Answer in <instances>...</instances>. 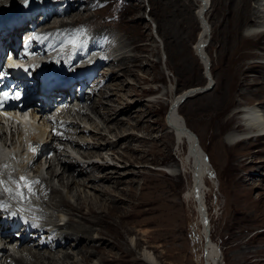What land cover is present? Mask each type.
<instances>
[{
    "label": "rangeland",
    "instance_id": "374dc122",
    "mask_svg": "<svg viewBox=\"0 0 264 264\" xmlns=\"http://www.w3.org/2000/svg\"><path fill=\"white\" fill-rule=\"evenodd\" d=\"M21 1L23 0H19L12 6ZM38 1L40 0H24L29 4L35 2L37 4ZM225 1L207 0L205 3L204 0H102L81 14L78 25H71L73 32L70 38L68 37L65 42L58 40V44L49 51L69 48L73 52L69 58L83 54L82 51L84 55L88 52L86 60H90L93 64L92 61H95L94 57L97 56L100 63V60H104L102 53L114 41L116 50L118 48L114 57L136 54L137 52L133 49L136 45L144 58L141 68L131 66L135 70V76L121 77L128 82L126 89L129 90L130 96L125 95L123 91L118 93L122 94L125 101L139 103L137 110H140L135 114L138 116L130 121V124L134 126L128 130L139 139L143 136H151L157 141L155 143L134 141L132 144L139 151L134 154L133 150L125 151L121 147L116 149L118 155H126L124 157H127L129 161L133 160L131 156H134L135 159L130 168L138 174L134 176L129 174L130 171H126L122 175L129 174L130 177L133 176L131 179H134L132 187L122 186L125 195L132 203L124 206L131 214L130 217L120 218L121 220L115 217L114 220V217L108 218L109 215L106 219L110 223L102 222L103 224L101 223L99 227L109 235L106 236L108 240L113 241L112 235H119L116 239L123 249H114L112 255H115V258L110 262L146 264L141 254L142 251H149L154 257L152 264H218L217 254L206 242V235L212 245L219 250V264H264V137L251 138L232 146H228L224 141L226 133L230 130L237 131L244 128L241 120L244 112L240 111H245L246 105L259 104L264 109V92L259 94L256 92V88L263 87L264 84L252 85L249 88L241 86L242 82L264 78L262 73L264 71V26L254 18L255 12L263 16L264 0L253 3L254 8L257 9L255 8L256 11H254L252 8L249 19L243 24L229 16ZM60 2L61 0L57 1V3ZM61 19L67 22L72 21L70 16H62ZM259 20L263 22L264 18ZM35 21L43 24L41 17ZM206 21L208 25L202 47L201 37ZM26 26L28 23L23 25L25 31L28 29ZM106 31L115 38H106ZM47 32L49 34V31ZM259 33L262 34L256 35ZM22 35L23 33L12 35V39L17 36L20 40ZM89 40H92V43ZM81 57L83 56L80 55V60L74 61L75 64L80 62L77 66L86 61ZM204 65L205 67L208 65L212 87L208 91L191 93L182 101L185 93L202 88L201 86L209 80L208 70L204 73ZM235 68H239V71ZM99 69L97 68V71ZM230 71L237 73L239 80L236 82V91L233 90L235 102L228 105L227 97L225 99L224 96L228 93V85L233 87L229 78ZM88 87L90 89L87 88V92L82 93L90 94L91 97L95 93L96 102L100 100L99 103L105 107L119 106L116 101H108L113 97L112 89L102 87L103 90L100 93L98 87H91V85ZM240 90L245 94H238ZM79 92L80 90L77 89L76 94H80ZM74 94L72 90V95L77 97ZM101 95L102 98H100ZM102 110L104 109L101 108ZM88 112L91 121L85 119L79 124L91 129L92 132V121L100 126L102 123L98 113ZM53 117L57 118V116ZM137 117H144L145 125L158 128L148 135L144 130L139 129L142 122L138 125L134 121ZM182 126L186 127L192 141L181 132ZM62 128L65 129L66 125ZM55 129H57L56 124ZM67 129L71 132L74 130L72 127ZM101 131L104 134L108 133ZM160 135H166L168 138L165 140L173 144L172 148L175 147L172 150L173 159H162V141L158 139ZM107 136L109 139L113 138L109 133ZM58 138L66 139L64 136ZM57 139L51 140L50 146L61 151L64 145L59 144L62 141ZM50 146L45 153L53 159L54 151H51ZM194 146H196V160L203 169L201 173L193 162ZM67 150L73 156V160L81 165L92 163V158L86 159L81 156L82 150L79 153L76 151L73 153L69 144H67ZM111 152L104 149L102 152L106 158L104 161L110 162L112 167L117 166L120 170H125L123 167H127L128 162L124 161L122 165L115 158L112 159L109 154ZM43 157L39 159L40 162ZM253 161L257 162L251 163ZM21 165L22 163L19 164L18 171L14 169L16 170L14 173L20 172ZM34 168L36 169V165L32 168V171L36 172ZM54 169L57 174L61 171L59 165ZM47 171V169L41 171L43 178L58 188L63 195L66 193L68 201L73 203L74 198L70 196L68 189L61 187L57 178L49 180L46 177ZM74 172L77 176L78 173ZM95 174L98 175L101 172ZM199 177L200 181H198ZM38 180L41 182L42 179L38 178ZM4 181L3 179L0 189L15 190L14 188H17V185L13 186L14 188L9 187L11 181L7 183ZM107 182L105 184L109 183ZM83 189L89 194L93 192L87 187H81L79 191ZM6 192L10 195L8 191ZM197 193H199L202 214L198 211ZM11 196L16 205L20 204L28 211L31 210L35 217L28 216L31 220L39 217L43 219L45 217L47 220L50 217L55 224L63 225L70 220L69 217H72L65 213L67 207H62L61 211H58L59 209L43 206L39 203L43 197L39 193L27 199V201L34 200L36 207L30 205L31 201L24 200L23 203L13 195ZM52 198L54 201L58 197L52 196ZM8 208L12 209L11 206ZM39 213L40 216H37ZM73 217L75 219V216ZM6 221L7 226L11 227L12 224H8V219ZM124 224L127 229L123 227ZM45 226L51 227L48 224ZM128 229L132 232L128 233ZM32 236L36 237L34 233ZM6 248L8 252H11V246ZM124 249L128 252H122ZM107 255L111 258V252ZM77 259L82 263L80 256ZM94 259L91 264H100L99 260Z\"/></svg>",
    "mask_w": 264,
    "mask_h": 264
},
{
    "label": "bare ground",
    "instance_id": "6f19581e",
    "mask_svg": "<svg viewBox=\"0 0 264 264\" xmlns=\"http://www.w3.org/2000/svg\"><path fill=\"white\" fill-rule=\"evenodd\" d=\"M18 1L19 0H0V10L4 11L7 7L14 5ZM63 1H64L63 4L56 5L55 7H53L51 11L48 5L49 4L48 0L38 1L39 3L37 4L44 6L45 7L44 10L46 11V14L42 19L43 24H40V21H35L33 28L26 26V28L28 27V29H26L27 31H25L23 25H21L22 27H19L13 33H6L4 35L0 31V36H1L0 43L2 44V46L0 47V53L3 54L6 50L11 49L13 47H15L14 50L16 51V53H19L20 48L26 47L32 53L46 54L47 52L51 51V49L54 48L56 44H58V40H60V42H65L68 37L70 38V35L73 32L71 25L77 24L78 19L81 17V14H83L90 7L91 8L94 7L95 5H97L98 2L102 0H87L86 2H83L82 0H63ZM204 1L205 3H207V0ZM257 1L259 0H234V1L226 0L225 6L229 16L231 15L238 22L240 21L241 24H243L244 22H246V20L249 19V13L251 12L252 8L253 10L256 8V7L254 8L253 3H256ZM37 4L36 2L33 3V5H37ZM254 15H255L254 16L255 21L263 23L264 26V21L262 22V20L261 21L259 20L261 18H264V14L262 16L259 15V13L255 12ZM62 16H70L72 21L69 22L65 20L63 21L61 19ZM39 17H42V15L39 14L38 16H35V19ZM205 23H206L205 30L201 37V42L203 44L202 47L204 46L205 43V31L208 25L207 21ZM47 31H49V34ZM98 32L101 31L98 30ZM19 33L21 34L23 33L20 40L19 38H17V36H15V38L12 39V35H18ZM105 34H106V38L109 37L111 39L115 38L108 31H106ZM261 34L262 33L256 35L260 36ZM91 41L89 40V42ZM12 42H15V44H11L12 45L11 46L10 43ZM111 43L112 44L110 45V47L106 49L104 53H102V59L104 60H100L101 61L100 63L99 60H97L98 58H96L97 56L95 57L93 56L95 59V61L94 60L92 61L93 65L98 63L96 64V66L100 68L95 75H93L90 72L91 68L89 66L86 67L85 71L87 73V79L83 84L84 89L82 90V92H84L85 89L87 88L90 89L88 85H91V87H95V88L98 87L97 89L98 90L100 89L99 90L100 93L101 90H103L101 89L102 87H106L110 90L112 89L114 98L112 97V99H109L108 101L110 102L116 101L119 104V106L105 107L103 104L99 103L100 100L96 102L97 99L95 98L96 96L95 93L92 97L90 94H85V93H83V95L76 94V90L79 89V83L73 84L69 89L66 90L65 87H62L59 90L58 92L59 94L57 95V97L53 96L51 103L45 106L41 112H38V115L40 116L38 118L39 125L36 126V129H38V134L37 132L33 133L34 135L30 137L31 139H33L35 143L39 138V141H41V143L43 144L44 150H46L51 145L52 142L51 140L55 138L57 139L60 136L66 137V139H59V138L57 139L59 141H62L59 142V144L61 143L64 145L61 151L57 150L56 147L54 146L53 147L50 146V148L52 149L51 151H54L53 159L44 156L46 155L45 152L47 151L45 152L42 151V155H40V157H37V159H35V162H33L32 164H34V166L37 163L40 164L39 159L41 158V156L46 157V160L48 159L47 160L48 176L46 177L51 181L54 178H57L59 185H61V187L68 189V193L70 194V196L74 198L73 203L68 201L66 193L63 195L58 188L49 184V182L45 178H42L41 182L39 183L40 184L39 186L38 185L34 186L33 191H35V193H39L40 196H43L42 200H40L41 202H39L43 206L59 209L58 211H61L60 208L62 207H67L65 208V213L70 214L72 217L70 218L67 215L70 220L63 223V225H59L57 222H56L57 224H55V221L53 222V220L50 217H48L49 219L46 220L44 215H43L44 219L39 217L36 220H30L31 219L30 217L33 216L32 212H30L31 210L28 211V209L23 208V206H20V204L16 205L15 201L10 198L12 197L11 196L12 194L9 193L10 195H7L8 193L6 192V190H3V192L0 191V201H3L5 204L3 208H0V217L3 216L4 218L2 220L0 219L1 220L0 232H3V235L0 237V247L2 248L0 249L1 252L0 264H91L92 259L94 258L99 260L100 264H116L110 261H113L112 259L115 258V255H112L114 254L112 253L114 249L117 250L123 249L119 241H117L116 239L117 237H119V235H112L113 236L112 238H114L113 241L108 240L106 236L109 235L105 234L102 228L99 227L102 222L105 223L108 221V219L106 218L109 215L110 216L108 218L114 217V220L115 217H117L118 219L120 218L126 219L130 217L131 214L126 211L125 207L127 206V203H129L130 205L132 203L130 200H128V197L125 195L122 186L132 187L131 185L133 184L134 179L132 180L131 177L133 176L130 177L129 174L134 176L135 174H138L133 172V168H130V166L132 165L135 159L134 156H131L133 160L129 161L127 157L126 158L124 157L126 155L123 156L118 155L116 149L117 147H121L125 151L133 150V154H134L135 152L138 151L137 148H134L135 145L132 144L134 141L140 140L141 142L144 141L145 143L146 141L155 143L157 139L152 138L151 136L149 137L143 136L142 139H139L136 135H134V133L128 130L129 128H131V126L132 127L134 126L133 124H130V121L134 119L135 116H138L135 114L140 110V109L137 110L139 108V103H132V101L130 102L128 100L125 101L123 99L122 94L118 93L119 91H123L125 95L130 96L129 90L126 89L128 88L127 85L128 82L125 78L123 79L121 77L129 76V75L135 76V70L132 69L131 66L141 68L142 59H144L143 55L141 54L142 52L136 48V45H134L133 49L137 52L136 54L132 56L122 55L120 57H114L116 55L115 52L118 51V48L116 50V43L114 41ZM51 53L52 54L49 55V58L60 59V61L65 62V64L69 66L74 65L75 64L74 61L80 60L79 58L80 55L83 57L88 55V52L87 54L84 55V52L82 51L83 54L78 55L79 57L73 56L72 58H69V56H71L73 53L69 48L61 51L56 49ZM98 57L100 58V56ZM203 68H204V73L206 70H208L207 78L209 80L207 81V83L201 86L202 88H196L189 93H185L182 97V101L186 96L190 95L191 93L193 94L198 91H202V92L208 91L212 87V81H210L211 77L209 75L208 65L206 67L204 65ZM235 69L239 71V68H235ZM262 73L264 74V71ZM229 78H231L230 80L232 82L233 87L231 88L228 85L227 87L228 93H226V96H224L225 99L227 97L226 101L228 105L233 104L235 102L233 98L235 96V93L233 90L236 91V82L239 80L237 73L231 71ZM257 84H259V86L263 85L264 78L263 79L254 78L253 81L242 82L241 86L249 88L252 85H257ZM72 90L75 92L74 95H77V97L72 95ZM256 92L258 94L264 92V85L263 87L256 88ZM238 94L244 95L245 92H242L240 90ZM102 95L100 96V98L103 97ZM83 98L84 100H82ZM54 108L57 109V114L60 117L58 120L56 119L54 120L44 115L50 110H53ZM101 108L104 110L101 111ZM245 108H246L245 111H240V112H244L242 114V119H241L243 125L248 127L252 126L253 129L256 128L258 129V131L264 132V109H262L261 105L259 104L251 105V106L246 105ZM37 111L38 109L36 110V113ZM88 111L94 112L96 114L98 113L101 120L100 122L102 123L100 126L98 123L92 121V128H93L92 132L91 129H88L85 126L80 125L81 124L80 122L84 121L85 119L91 121V117ZM134 121H136L138 125L142 122V125L139 126V129L144 130L148 135H150L152 131L158 128L148 124L145 125L144 122L146 120L144 121V117L141 118L137 117ZM55 124L57 129H55ZM64 125H66L65 129L62 128ZM12 126H9V129L11 130L13 129V133L11 134L12 136L10 138L11 139L10 143H8L6 137H3L4 147L2 150L0 149V156H2L3 158L4 155L5 157V159L0 162V176H2L3 179L5 180L10 179V177H13L12 171L14 168L11 167L10 168L11 170L9 172L3 171L5 169V165H8L7 167H10L9 164L12 163V165L14 166L16 165L18 168L20 163H18L17 160L18 153H16L15 151L19 152L22 149L21 147L22 140L28 141L26 136L24 137L21 136L22 132L20 130L17 131L15 130L14 128L15 125ZM67 126L70 128L72 127L74 129L73 132L67 129L68 128ZM135 128H137V126H135ZM31 129L32 128L24 127L23 133L29 134L31 133ZM101 130L108 132L109 134L112 135L113 138L109 139V137L107 136L108 133L104 134ZM4 131L7 132V129H5ZM181 132L187 137L188 140L192 141L185 126L181 127ZM242 135L243 134H240L239 131L237 132L236 130L232 129L226 133L224 137L225 138L224 141L228 146H232L239 142H243V141L245 142L251 138L256 139V138L264 137V135L261 136V134H259L258 136L246 135V137H242ZM161 137H163L164 140L161 139ZM167 138L168 137L166 135H160V137H158V139L162 141L161 151L163 156L162 155L161 156L163 157L162 158L163 160H165L166 158L173 159L174 157V152H172V150L175 147L172 148L173 144L170 143L169 141H166L165 139ZM12 141L14 142L12 143ZM10 144L11 145L16 144V145L13 146V149H10ZM67 144L70 145V149L72 148L73 153L74 151H76V153L77 152L79 153L80 150H82L81 156L83 158L91 159L96 157L102 160L101 163L98 164L92 162L81 165L76 160H73V156L67 150ZM33 145L34 146L32 147H35L36 144ZM195 148L196 146H194L193 148L194 150L193 162L194 165L197 167L198 172L201 173L203 169L196 160ZM104 149L111 150L112 152L109 154L111 155L112 159L115 158L122 165L124 164L123 163L124 161L128 162V166H127L128 168L124 166L123 168H125V170H120V168H118L117 166L112 167L110 162L108 163L107 161H104L105 155L102 153ZM116 153L118 156L116 155ZM29 155H33V151H30ZM10 157L15 159L11 158L12 159L11 160L9 159ZM8 159L9 161H7ZM255 162L257 161H253L251 163H255ZM24 164L25 163L22 162L21 167ZM57 165H59L61 169L59 174H57L56 170L54 169L55 166ZM37 170L39 169L37 168L36 171ZM74 171L78 173L77 176L75 175ZM126 171H130L131 173L126 175L127 177L125 175L122 176L124 173H126ZM97 172L99 173L101 172V174L96 175L95 173ZM22 176H25V174H23ZM106 181H108L109 183L107 182L108 184H105ZM198 181H200V177ZM9 187H13V185ZM81 187L90 188L93 190V192L89 194L84 189L82 191H79V188ZM52 196L55 197L57 196L58 198L52 201V199H54L52 198ZM197 199H198V203H197L198 211L200 214H202V209L199 203V193H197ZM28 201L29 202L31 201L32 204L30 203L29 204L32 207H36L37 204L35 203L34 200L30 199ZM7 202L8 205L6 204ZM22 202L24 203V201ZM8 206H11L12 209L10 210ZM38 212H36V214H38ZM12 213H16V214L13 215ZM46 213L50 215L49 212ZM19 214H20V219H17ZM21 214L30 217L28 219L27 217H24ZM61 215L62 214L60 213V216ZM5 216H9V217L6 218ZM37 216H40V213ZM73 216H75V219ZM7 219H8V224L11 223L13 227L7 226V221H6ZM46 224L50 225L51 227L46 228L45 226ZM123 227L124 228L126 227L125 224L123 225ZM13 230H16V232H12ZM114 231L116 230L114 229ZM127 232L128 233L132 232V230L128 229ZM33 233L36 236L35 238L32 236ZM205 238H206V242L211 246V248L217 254V262L219 264V260H220L219 252H218L219 250L212 245L211 241L208 239L206 235ZM7 246H11V252H8V248H6ZM110 252H111V258H108L107 254ZM122 252H128V250L124 249V251ZM141 255L143 257L142 258L143 261L146 264H152V262H154V257L152 254L149 253V251H142ZM78 256H80L82 263H80L79 260L77 259Z\"/></svg>",
    "mask_w": 264,
    "mask_h": 264
},
{
    "label": "snow or ice",
    "instance_id": "6c2138e0",
    "mask_svg": "<svg viewBox=\"0 0 264 264\" xmlns=\"http://www.w3.org/2000/svg\"><path fill=\"white\" fill-rule=\"evenodd\" d=\"M7 98L8 94H4ZM18 98V97H16ZM32 151H36L35 147H32ZM7 167V165H5ZM11 178V177H10ZM17 188L15 190L13 189H5L10 194H12L15 198H18L21 201L27 200L30 198V196L35 195L36 193L33 191V188L36 184H39L40 181L37 180H29L27 176H20L18 180L15 181ZM0 184H3V181H0ZM27 193V195H26ZM5 206L3 201H0V208H3ZM15 215L16 213H12Z\"/></svg>",
    "mask_w": 264,
    "mask_h": 264
}]
</instances>
